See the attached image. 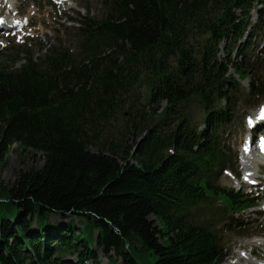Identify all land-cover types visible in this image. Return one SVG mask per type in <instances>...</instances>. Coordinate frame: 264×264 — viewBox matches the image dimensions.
<instances>
[{"label":"trees","instance_id":"obj_1","mask_svg":"<svg viewBox=\"0 0 264 264\" xmlns=\"http://www.w3.org/2000/svg\"><path fill=\"white\" fill-rule=\"evenodd\" d=\"M102 4L101 19L64 26L80 41L77 55L43 45V60L0 66V172L16 144L43 159L12 186L0 180V264H64L66 256L101 264L99 253L109 264H140L148 254L154 264H224L223 243L193 211L222 197L231 211L256 207L216 180L237 170L222 139L236 118L230 72L246 78L251 69L232 57L262 29L264 0ZM141 85L149 109L129 105L124 129L134 139L122 148L109 123ZM262 88L251 79L250 96H264ZM191 103L203 109V129ZM53 214L65 223H51Z\"/></svg>","mask_w":264,"mask_h":264},{"label":"rangeland","instance_id":"obj_2","mask_svg":"<svg viewBox=\"0 0 264 264\" xmlns=\"http://www.w3.org/2000/svg\"><path fill=\"white\" fill-rule=\"evenodd\" d=\"M102 2L103 0H64L63 2L61 0H0V20L7 21L10 27L16 23L17 29L2 33L0 36V66L6 64L19 68L22 62L18 59L22 60L31 55L43 60L46 54V51L42 50L43 45L55 46L62 43L71 53L77 55L80 41L75 32L67 34L64 26L67 25L69 30L74 31L80 26L75 21L82 17L101 19L104 15ZM71 20L75 21L70 22ZM251 21L254 26L259 22L256 10L252 12ZM260 26L262 29L258 30L256 27L252 41H249L248 37L239 43V45H244L243 51L233 53L234 61L249 62L251 72L246 78L236 75L233 70L230 72L239 84L235 92L236 118L225 129L222 139L230 149V154L236 156L234 166L237 170L232 171L233 173L222 171L216 180L220 188L233 191L239 197L248 196L256 207L247 211L241 210L243 208L231 211V206L226 202V198L222 197L221 200H215L204 205L205 207L193 211L197 220L211 223V227L223 243L227 256L224 264H230L236 260L239 264H264V245L258 244V240H264V210H261L264 206V168L259 167L255 171L256 178L261 185L250 187L244 180L242 160L243 149L250 144L249 139L252 137V126L248 124V121L264 109V96H250L251 79H259L264 85V24H260ZM9 33L12 34L7 35ZM224 50L228 51L225 48ZM243 53L244 56H242ZM140 94L143 96L139 98ZM148 94L145 85L137 86L133 93L123 100L124 107L121 111L113 120H110L109 125L113 124L111 130L115 137V144L121 145L122 148L132 146L134 139L131 132L124 129L125 124L127 125L129 122V105L148 110L149 106L145 103ZM165 106L166 103H163L161 108L163 109ZM188 111L193 119V125L203 129L201 124L202 107L191 103ZM253 119L257 120V116ZM262 131L264 133V127ZM104 138L111 139L107 134L104 135ZM255 148V146L250 147L253 150ZM42 165L41 153L30 149H20L16 144L9 154L8 164L0 172V180L5 185L12 186L20 172L40 168ZM242 183H245L247 187H240ZM50 221L51 223H65L55 214L50 216ZM238 252L251 255V257L239 259ZM99 257L101 264H109L108 259L102 253H99ZM155 260L156 257L149 254L140 256V264H154ZM63 263L77 264V258L66 256Z\"/></svg>","mask_w":264,"mask_h":264},{"label":"bare ground","instance_id":"obj_3","mask_svg":"<svg viewBox=\"0 0 264 264\" xmlns=\"http://www.w3.org/2000/svg\"><path fill=\"white\" fill-rule=\"evenodd\" d=\"M10 1V0H9ZM62 2L64 0H61ZM13 10V9H11ZM7 24V25H4ZM16 23L14 25H12L11 27L8 25L7 21L0 23V36H2V33H6V32H12V31H16V27H15ZM12 33H9L7 35H10ZM264 109L260 112H258V114H255L253 116V118H255V116H257V120H254L253 118H250L248 121V124L251 126L252 124L254 126H256L259 123H263L264 124ZM264 147V145H260L259 148ZM243 170L245 173H243L244 176V180L250 185V187H259L261 184L259 182V180L256 178V170L260 167V165L262 163H264V157H260L257 153H255V151L253 149H249L248 145H246L245 149H243ZM242 185H245V183H242ZM261 210H264V206H262ZM240 258L239 259H246L248 257H251V255H247L245 253L242 252H238ZM240 261V260H239ZM230 264H239L236 261H232ZM262 264V263H259Z\"/></svg>","mask_w":264,"mask_h":264},{"label":"snow or ice","instance_id":"obj_4","mask_svg":"<svg viewBox=\"0 0 264 264\" xmlns=\"http://www.w3.org/2000/svg\"><path fill=\"white\" fill-rule=\"evenodd\" d=\"M0 23H3V21H2V20H0Z\"/></svg>","mask_w":264,"mask_h":264}]
</instances>
